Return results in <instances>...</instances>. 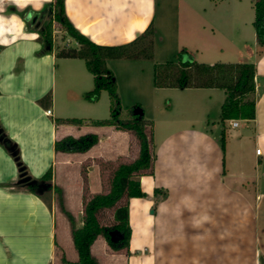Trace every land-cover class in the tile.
Segmentation results:
<instances>
[{
  "label": "crops",
  "instance_id": "crops-1",
  "mask_svg": "<svg viewBox=\"0 0 264 264\" xmlns=\"http://www.w3.org/2000/svg\"><path fill=\"white\" fill-rule=\"evenodd\" d=\"M51 1L0 0V128L19 148L22 167L31 178L39 179L52 168L49 204L18 182L21 171L0 140V264H63L59 248L68 260H78L70 223L57 208L55 188L62 190L66 207L81 226L83 194L86 188L98 189L93 177L98 170L88 168L84 182L81 160L73 155L93 157L106 139L133 134L93 125L91 118L59 109L58 86L67 91L70 102L74 97L70 87L77 82L80 92H87L94 76L81 58L43 51L39 36ZM65 6L70 20L92 40L120 44L155 20L157 0H65ZM30 11L45 14L39 25L26 18ZM220 49L214 60L203 62L221 60L226 51ZM259 49L255 33L254 47L247 53L240 50L237 59L256 65L255 118L238 119L239 125L233 126L232 119L221 120L220 111L219 119H187L161 135L153 121L155 160L151 171L138 176L146 196L128 199L130 246L115 250L98 236L92 253L102 264H264V50ZM180 89L185 99L180 106H207L215 98L222 106L226 97L215 87ZM47 94L51 102L46 106L39 100ZM49 108L52 114L47 113ZM68 117L87 121L81 125L58 121ZM91 132L99 134L100 141L88 151H56V140ZM101 174L99 170V179Z\"/></svg>",
  "mask_w": 264,
  "mask_h": 264
},
{
  "label": "trees",
  "instance_id": "trees-1",
  "mask_svg": "<svg viewBox=\"0 0 264 264\" xmlns=\"http://www.w3.org/2000/svg\"><path fill=\"white\" fill-rule=\"evenodd\" d=\"M256 37L260 46L259 53L264 50V0L255 1ZM49 19L42 25L39 39L43 51H54L58 57L81 58L87 69L94 76V87L85 93L90 101L99 99L103 90L110 94V115L105 118H91L89 123L96 126H114L132 132L139 142V155L130 162L120 163L113 172L110 189L107 192L94 194L84 202L83 224L78 226L75 214L66 207L62 190L57 187V200L62 212L66 215L70 226L74 247L79 259L68 260L59 248V257L63 264H102L92 253V244L98 236L103 235L115 250L129 248L132 236L128 199L143 197L138 176L151 171L155 160L152 145L153 120L146 118L144 109L138 106L132 114L122 117L120 97L117 92L114 73L107 61L112 58H152L154 53L155 30L153 21L146 29L138 33L132 40L120 44H102L92 40L80 31L70 20L66 12L65 0H52ZM59 24L63 31L76 41L77 45L59 46L54 37V25ZM1 49V46H0ZM177 60L156 63L154 67V85L156 87H215L225 91V101L221 107V120L253 119L256 117V65L252 61H216L207 63L190 58V51L182 49ZM44 105L51 102V94L39 100ZM59 122L81 125L87 120L80 117L59 118ZM100 141L97 133H85L78 137L67 135L55 142L56 151L86 152ZM10 144H13L10 142ZM14 145V144H13ZM225 147V135L221 138ZM18 151V148L16 147ZM17 154V153H16ZM52 168L36 179L35 183L26 184L28 189L36 192L51 203L50 191ZM46 184V186H45ZM157 191V189H156ZM106 211H113V223L103 221ZM118 230L119 239L113 241L110 231Z\"/></svg>",
  "mask_w": 264,
  "mask_h": 264
},
{
  "label": "rangeland",
  "instance_id": "rangeland-1",
  "mask_svg": "<svg viewBox=\"0 0 264 264\" xmlns=\"http://www.w3.org/2000/svg\"><path fill=\"white\" fill-rule=\"evenodd\" d=\"M255 1L157 0V10L153 21L155 30L153 57L112 58L107 61V65L114 73L116 80L122 117L130 116L134 108L141 106L144 109L145 117L155 121L156 132H160V135L170 126L175 127L184 124L187 119L210 118L211 121L219 119L222 106L218 104L216 98L210 101L207 106H180L179 103L185 100L182 98L183 91L175 87H156L153 80L154 67L156 63L177 60V54L184 48L190 51V55H188L190 58L199 61L206 59L212 61L221 52L220 48H225V54L220 56L223 58H219L221 60L216 58V60L238 61L240 50L247 53V48L254 47L256 33L253 23ZM46 13L48 16L51 14L49 8ZM54 37L59 46H65L67 43L71 46L76 45V41L68 32L63 34V29L59 24L54 25ZM84 70L87 72L86 69ZM59 71H64V68L60 66ZM60 75L62 76L61 72H59ZM76 85L77 82L70 87V90L74 91L71 103L67 101V91L62 90L60 86L55 89L59 109L63 113L87 117L86 119L105 118L110 115V94L108 91L103 90L99 99L90 101L85 97L86 92H80ZM221 90L218 88L217 91L221 92ZM188 99V102H195L193 98ZM208 124L205 122L206 127ZM209 127L211 128V125ZM6 137L10 140L8 136ZM10 142L12 141L10 140ZM3 143L9 149L20 169L24 163L19 148L17 154H14L13 150L5 142ZM12 143L15 145L14 142ZM138 151V139L132 134L120 139H106L96 149L93 157L73 155L72 158L81 160L80 169L84 182L87 183L88 168L98 170L94 172L97 178L93 176L98 182V189L91 191L86 188L83 194L84 202L96 193L106 192L110 187L109 181H111L116 167L122 162L136 158ZM106 157L111 158L105 159ZM234 161L237 162V158L232 146V163ZM99 170H102L100 179ZM13 183L15 184V181ZM57 208L60 209V206L58 205ZM60 211L62 212L61 209ZM103 221L108 224L113 223V211H106Z\"/></svg>",
  "mask_w": 264,
  "mask_h": 264
},
{
  "label": "water",
  "instance_id": "water-1",
  "mask_svg": "<svg viewBox=\"0 0 264 264\" xmlns=\"http://www.w3.org/2000/svg\"><path fill=\"white\" fill-rule=\"evenodd\" d=\"M44 13H34L33 11L28 12L26 15V18L30 20L32 23H36V25H39L41 23V20L44 17ZM0 140L5 142L7 146L10 147L11 150H13L14 154L17 153L16 145L10 144V140L6 137V135L2 132V129L0 128ZM20 178L18 180L19 183L24 184H32L36 182V179H32L30 175L27 174V172L23 169V167L20 168ZM46 186V184H45ZM111 239L113 241H117L119 239V231L118 230H112L110 231Z\"/></svg>",
  "mask_w": 264,
  "mask_h": 264
},
{
  "label": "built area",
  "instance_id": "built-area-1",
  "mask_svg": "<svg viewBox=\"0 0 264 264\" xmlns=\"http://www.w3.org/2000/svg\"><path fill=\"white\" fill-rule=\"evenodd\" d=\"M47 113L52 114V109L49 108V109L47 110ZM231 124H232L233 126H238V125H239V120H238V119H232ZM257 152L260 153V152H261V149H260V148H257Z\"/></svg>",
  "mask_w": 264,
  "mask_h": 264
}]
</instances>
